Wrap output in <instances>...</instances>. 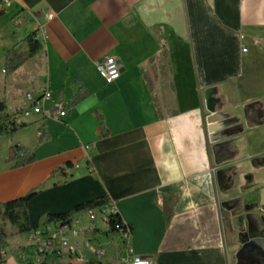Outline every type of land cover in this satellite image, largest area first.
Returning a JSON list of instances; mask_svg holds the SVG:
<instances>
[{
    "label": "crops",
    "instance_id": "obj_1",
    "mask_svg": "<svg viewBox=\"0 0 264 264\" xmlns=\"http://www.w3.org/2000/svg\"><path fill=\"white\" fill-rule=\"evenodd\" d=\"M0 1V103L9 113L43 90L68 107L78 81L90 93L59 121L17 117L29 126L2 140L0 205L38 190L28 204L35 230L43 215L104 197L132 228L129 247L153 264H264V124L248 127L258 123L250 108L264 102V0ZM32 34L41 52L7 72L6 52ZM107 56L121 70L112 84L97 70ZM211 97L231 126L221 162L207 129ZM13 146L36 162L15 168ZM163 199L175 200L170 222ZM6 228L25 238L3 247L0 235V252L22 264L29 233ZM124 247L111 249V261Z\"/></svg>",
    "mask_w": 264,
    "mask_h": 264
},
{
    "label": "built area",
    "instance_id": "obj_2",
    "mask_svg": "<svg viewBox=\"0 0 264 264\" xmlns=\"http://www.w3.org/2000/svg\"><path fill=\"white\" fill-rule=\"evenodd\" d=\"M243 51L247 52L246 49ZM97 70L108 84L116 82L121 76L118 62L111 56L99 62ZM27 100L31 107L23 112L24 117L42 115L44 118L59 121L68 115L67 106L63 102H53L52 94L48 90H43L39 97L28 94ZM85 149L89 151L92 146L87 145ZM88 167L89 171L93 172L91 162ZM83 218L87 221L86 225ZM112 222H115L114 226H123L128 239H132V228L121 219L116 203L110 200L104 207L79 213L67 224H51L32 230L28 234L23 251L19 254V260L22 264H85L87 261H94V264H111V249L114 248V243L110 242L105 246L98 242V231L118 235L114 234ZM124 254L123 264H153L152 258L137 256L132 247L124 250ZM7 258L8 252L2 250L0 264H6Z\"/></svg>",
    "mask_w": 264,
    "mask_h": 264
},
{
    "label": "trees",
    "instance_id": "obj_3",
    "mask_svg": "<svg viewBox=\"0 0 264 264\" xmlns=\"http://www.w3.org/2000/svg\"><path fill=\"white\" fill-rule=\"evenodd\" d=\"M1 2V11L0 16L5 13V7L2 1ZM22 45V44H21ZM19 45L18 47L12 49L11 51L6 52L5 54V68L7 72H12L17 70L21 65H23L26 61L32 59L37 56L41 50L42 46L37 40L36 34H32L28 37L23 46ZM77 86H79V92L74 97L70 106L67 107L73 108L81 103H83L86 99L89 98V91L82 85L81 82H76ZM252 113V118L256 120L258 125L264 124V102H260L257 105L250 108ZM23 115V112H18L17 114H10L8 111V107L5 103H0V156H1V144L2 140L5 137H13L20 131L27 128L29 125L27 124H19L17 123V117ZM100 127L102 129L103 134H106V128L103 121V118L99 117ZM45 139V134L41 131L40 141ZM8 163H16L15 168H22L36 162V157L31 150L13 146L10 149L9 156L7 159ZM38 190H35L25 197L4 203L0 205V235H1V246H5L6 240L9 238L10 234L7 231V225L13 226L17 234L29 233L31 232V224L29 219L28 212V204L29 202L38 194ZM110 200L108 198H98L87 203L81 204L77 206L73 211L67 212L64 214H55V215H43L38 220V228L46 227L51 224L62 225L69 223L76 215L79 213L106 206ZM175 205V200L173 199H163L162 207L165 213V217L167 222H170L173 214V208ZM115 222H112V229H114L113 241L114 250L115 247H119L124 244V248L121 249L120 253L118 251L116 259L111 261V264H116L118 259L124 254V250L128 248V242L126 240V235L124 232L123 226H114ZM90 264H94V261H91Z\"/></svg>",
    "mask_w": 264,
    "mask_h": 264
},
{
    "label": "water",
    "instance_id": "obj_4",
    "mask_svg": "<svg viewBox=\"0 0 264 264\" xmlns=\"http://www.w3.org/2000/svg\"><path fill=\"white\" fill-rule=\"evenodd\" d=\"M208 111L210 116L207 118V129L211 138V142L214 144L213 152L216 156V159L221 162L229 155H223L220 153L221 149L228 143H220L222 138L227 136L228 129L231 127L229 124H225L222 116L220 114L214 113L213 107H209ZM258 126L257 123L250 120L248 122V127L253 128ZM263 202H264V191L262 193Z\"/></svg>",
    "mask_w": 264,
    "mask_h": 264
},
{
    "label": "rangeland",
    "instance_id": "obj_5",
    "mask_svg": "<svg viewBox=\"0 0 264 264\" xmlns=\"http://www.w3.org/2000/svg\"><path fill=\"white\" fill-rule=\"evenodd\" d=\"M208 102H210L209 105L213 107V110H215L216 109V102H217V100L214 97H211V98H208ZM228 133L229 132H227V136H228ZM7 153H8V150L3 153V158L6 156ZM11 233L12 232L9 231L10 236L7 239V240H9V242H8L9 245H15L20 240H22L23 238H25V236L23 238H20V239L19 238H16L14 235L11 236ZM98 234H100V235H98L99 236L98 237V241L101 242V243H103V244H105V246H108L109 243L112 242L113 239H114L112 234H105V231H100V232H98ZM23 235H25V233H23ZM14 260L15 259L12 258L10 260L11 261L10 264H15L14 263Z\"/></svg>",
    "mask_w": 264,
    "mask_h": 264
},
{
    "label": "bare ground",
    "instance_id": "obj_6",
    "mask_svg": "<svg viewBox=\"0 0 264 264\" xmlns=\"http://www.w3.org/2000/svg\"><path fill=\"white\" fill-rule=\"evenodd\" d=\"M98 232H100V231H98ZM98 235H100V234H98ZM102 236V235H101ZM99 237V236H98ZM126 237V240H127V242H128V248H130L129 247V242H130V239H128V237H127V235L125 236ZM99 242V241H98ZM128 248H127V250H128ZM123 262H125V254H123L119 259H118V261L116 262V264H123ZM91 263V261H87V262H85V264H90Z\"/></svg>",
    "mask_w": 264,
    "mask_h": 264
},
{
    "label": "flooded vegetation",
    "instance_id": "obj_7",
    "mask_svg": "<svg viewBox=\"0 0 264 264\" xmlns=\"http://www.w3.org/2000/svg\"><path fill=\"white\" fill-rule=\"evenodd\" d=\"M225 124H229L228 122H225Z\"/></svg>",
    "mask_w": 264,
    "mask_h": 264
}]
</instances>
